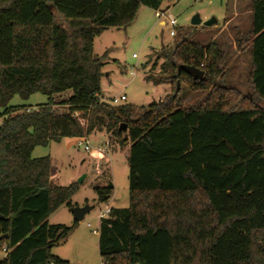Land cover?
Here are the masks:
<instances>
[{"label": "trees", "instance_id": "obj_1", "mask_svg": "<svg viewBox=\"0 0 264 264\" xmlns=\"http://www.w3.org/2000/svg\"><path fill=\"white\" fill-rule=\"evenodd\" d=\"M165 1L0 0V264H69L51 249L77 221L47 219L77 186L51 184L50 158L31 154L94 131L129 143V205L100 220V264H264V0H251L250 29L234 40L250 50L249 95L223 82L224 52L190 40L192 27L162 74L146 76L170 84L161 100L135 117L99 98L106 53L95 56V37ZM183 85L206 98L181 106ZM34 93L47 102L9 105ZM111 189L96 188L98 199Z\"/></svg>", "mask_w": 264, "mask_h": 264}, {"label": "rangeland", "instance_id": "obj_2", "mask_svg": "<svg viewBox=\"0 0 264 264\" xmlns=\"http://www.w3.org/2000/svg\"><path fill=\"white\" fill-rule=\"evenodd\" d=\"M251 0H172L165 1L161 8L169 5L168 13L176 20L175 36L169 34V24L162 25L155 17L154 11L140 7L134 19L125 27H110L94 39L95 56L106 53L103 61L101 78V101L112 104L111 99L124 95L125 100L119 104L134 107V116L143 112V108L153 101L161 100L170 92L169 83L154 84L147 75H161L162 65L168 59L167 51L177 41L179 35H186L194 27L190 40L207 44L215 41L224 52L225 72L223 82L238 88L249 95L248 74L250 70V50H241L235 45L236 32L242 35L250 29ZM198 15L201 23L191 24L194 15ZM215 18L211 26L203 22ZM133 54L136 57H133ZM70 91L63 93L56 100L65 98ZM206 93L193 92L187 86L181 87V106L188 107L200 104ZM47 102V97L34 93L23 100L15 95L9 102L12 106H32ZM110 141L109 148L98 155L95 148ZM77 138H62L50 141L47 146H36L33 158H50V181L53 185L69 186L75 184L77 191L71 197V207L61 205L47 219L49 224L74 223L71 208L89 205L81 221H77L69 235L55 244L51 252L69 264H100L98 250V215L104 206L125 208L129 205V186L127 180L128 142L123 144L106 132L94 131L88 136L90 151L76 145ZM82 179L81 183L78 182ZM112 185L111 194L106 201H100L96 188ZM3 253L0 252V259Z\"/></svg>", "mask_w": 264, "mask_h": 264}, {"label": "built area", "instance_id": "obj_3", "mask_svg": "<svg viewBox=\"0 0 264 264\" xmlns=\"http://www.w3.org/2000/svg\"><path fill=\"white\" fill-rule=\"evenodd\" d=\"M167 2H171L172 0H166ZM168 9H169V5L166 6L165 8H159L157 10L154 11V15L155 17H157L159 20L163 21V24H169V26L171 27V30L169 32V34L171 36H175L176 32H175V27L177 25L175 18L168 13ZM133 57H136L135 54H133ZM126 97L124 95H121L119 97H114L111 99L112 104H119L120 101L125 100ZM76 145L78 147H83V149L85 151H90L91 147L89 145L88 142V137H80L77 138L76 141ZM110 146V141H106L105 143H103L102 146H98L95 148L96 152L98 155H101L102 153H104ZM110 213V207L108 205L104 206L103 210L100 211L99 215H98V219L101 220L103 218H106Z\"/></svg>", "mask_w": 264, "mask_h": 264}, {"label": "water", "instance_id": "obj_4", "mask_svg": "<svg viewBox=\"0 0 264 264\" xmlns=\"http://www.w3.org/2000/svg\"><path fill=\"white\" fill-rule=\"evenodd\" d=\"M216 22L215 18H210L203 22V25L205 26H211ZM201 23V20L199 16L196 14L191 19V24L193 26H197ZM179 69L183 70L186 74L190 75L193 79H200L203 76V71L200 69L193 67V66H187V65H180ZM82 179H79L78 182L81 183ZM112 187V185H109ZM91 207L89 205H84L82 207L74 206L71 208V213L73 215L74 220L81 221L87 211H89ZM4 217L0 214V220H2ZM1 239V237H0Z\"/></svg>", "mask_w": 264, "mask_h": 264}, {"label": "crops", "instance_id": "obj_5", "mask_svg": "<svg viewBox=\"0 0 264 264\" xmlns=\"http://www.w3.org/2000/svg\"><path fill=\"white\" fill-rule=\"evenodd\" d=\"M251 12V11H250ZM160 24H162V25H165V24H163V21L162 20H160ZM160 100V99H159ZM129 149V146H127L126 148H125V153H126V151ZM127 155H128V151H127Z\"/></svg>", "mask_w": 264, "mask_h": 264}]
</instances>
